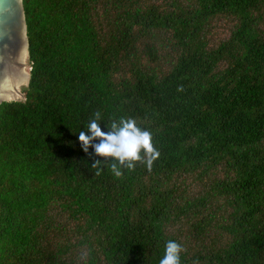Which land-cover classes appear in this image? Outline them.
Wrapping results in <instances>:
<instances>
[{"label": "trees", "instance_id": "obj_1", "mask_svg": "<svg viewBox=\"0 0 264 264\" xmlns=\"http://www.w3.org/2000/svg\"><path fill=\"white\" fill-rule=\"evenodd\" d=\"M23 6L30 81L0 106V264H159L169 240L181 264H264V0ZM96 112L104 132L124 118L152 134L151 171L118 178L83 150Z\"/></svg>", "mask_w": 264, "mask_h": 264}, {"label": "clouds", "instance_id": "obj_2", "mask_svg": "<svg viewBox=\"0 0 264 264\" xmlns=\"http://www.w3.org/2000/svg\"><path fill=\"white\" fill-rule=\"evenodd\" d=\"M94 116L95 118L85 126L87 132H79V140L85 152H88L89 147H94L98 156L115 158L107 167L110 165L111 172L118 178L123 176L122 169L134 170V162L144 163L148 171L152 170L160 152L153 146L152 134L149 131L138 127L134 119L121 118L118 122L113 121L108 125L109 131L104 132L100 127L101 114L96 112ZM97 138L100 143L93 144ZM104 166L97 160L91 167L97 170L95 175H100ZM184 251L178 242L167 241L165 254L159 264H181V253Z\"/></svg>", "mask_w": 264, "mask_h": 264}, {"label": "water", "instance_id": "obj_3", "mask_svg": "<svg viewBox=\"0 0 264 264\" xmlns=\"http://www.w3.org/2000/svg\"><path fill=\"white\" fill-rule=\"evenodd\" d=\"M23 0H0V106L24 103L30 81Z\"/></svg>", "mask_w": 264, "mask_h": 264}, {"label": "rangeland", "instance_id": "obj_4", "mask_svg": "<svg viewBox=\"0 0 264 264\" xmlns=\"http://www.w3.org/2000/svg\"><path fill=\"white\" fill-rule=\"evenodd\" d=\"M30 70H31V67H30ZM29 75H30V73H29Z\"/></svg>", "mask_w": 264, "mask_h": 264}]
</instances>
